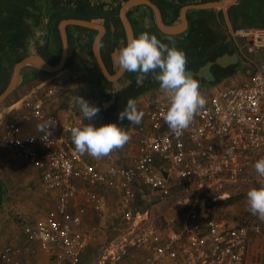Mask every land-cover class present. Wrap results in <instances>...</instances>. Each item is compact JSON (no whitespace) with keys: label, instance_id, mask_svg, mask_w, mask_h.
<instances>
[{"label":"built area","instance_id":"built-area-1","mask_svg":"<svg viewBox=\"0 0 264 264\" xmlns=\"http://www.w3.org/2000/svg\"><path fill=\"white\" fill-rule=\"evenodd\" d=\"M230 36L248 64L250 55L264 48V27L231 28ZM227 80L211 90L205 107L179 136L163 119L168 105L157 100L149 103L143 111L148 122L138 128L132 158L105 170L80 164V155L72 148L71 128L84 118L81 113H69L63 120L52 113L47 102L56 91L41 85L37 98L29 100L23 113L5 126L1 146L39 170L43 185L60 191V199L54 214L23 224L24 244L0 245V264H25L38 253H44L49 264H80L99 235L87 224L90 207L103 217L110 207L97 191L100 187L119 196L124 220L137 225L138 220H147L146 211L134 212L132 206L138 190L164 198L178 187L200 190L217 183L239 188L264 184L254 167L264 158V66L254 65L244 82ZM33 119L41 125L52 121L55 126L39 134L24 131L22 124ZM80 183L92 190L85 205L77 200ZM177 204L175 212L140 241V256L132 261L113 256L111 263L104 256L100 264H247L253 234L261 231L255 216L230 223L205 209L183 215V205Z\"/></svg>","mask_w":264,"mask_h":264},{"label":"crops","instance_id":"crops-1","mask_svg":"<svg viewBox=\"0 0 264 264\" xmlns=\"http://www.w3.org/2000/svg\"><path fill=\"white\" fill-rule=\"evenodd\" d=\"M27 1L28 0H0V19L8 15L9 9L17 8L18 6L24 7L25 2ZM130 1L137 0H92L93 5L96 7L101 5V3L105 4V9H109L111 4L115 5L118 3V6L122 4L119 6L120 21L118 22L111 24L102 18H97L93 21L88 20L105 27V32L100 40L99 51L110 76H115L120 71L121 68L117 57L120 49L126 46L127 41L129 40L127 29L121 18V9ZM149 1L150 3L142 2L138 5L131 6L126 10L134 37L138 36L141 32H148L156 35L163 43L169 44V46H175L178 40H184L193 25L198 27L202 26V29L206 32H204V36L197 41V44L189 47L190 52L196 51L198 48L201 49L202 47L219 49L223 43L227 45L231 41L230 29L235 28L231 21L230 10L232 7H237L240 4L241 5L234 10V12L239 15L237 23L242 24V26L251 24L258 27L256 25L258 22H254L252 18H248V16L249 13H252L254 10L257 11L260 7L259 4L264 2V0H237V2L231 6L213 8L204 6V8H201L200 6H203L204 4L219 1L223 2L225 0ZM33 2V5H35L33 7L27 3V5L30 6H26L27 10L32 14L41 15V17L38 21L35 18L27 17L26 22L31 26L29 29L32 30V36L28 39L27 44L25 45L26 50L20 51V54L23 55L28 52L24 57L29 55H42L48 60L57 55L58 49L55 41L56 33L52 28L54 20L51 19L53 14L52 10L54 9L53 3L52 0H33ZM154 6L160 13L162 23L169 27L180 28L178 33L166 36V32H164L160 26L158 13ZM176 6L180 7L179 12L177 13ZM184 10L186 18L185 23ZM261 10L264 12V8ZM212 16L216 19L212 20ZM174 17L178 18L175 22ZM64 20L69 19H63L57 25L60 40L61 33L59 26ZM66 30L69 37V48L68 57L66 59L67 62H65L64 67L54 73L43 72L35 66L25 67L22 70L17 89L0 104V182L3 184V190L5 191L4 201L0 205V245L7 243L14 245L24 244L25 237L22 232V224H18V218H22L24 221H31L33 219L34 222L44 217L45 214H54L60 199V191H50L43 185L41 172L39 170L27 165L17 155L7 152L1 146V136L5 126L23 113L29 100L33 101L35 100L34 98H37L35 93L41 85H44L43 87L46 86L44 90L54 89V91H56L55 95L49 97L47 108L52 113L58 115L61 119H66L69 113H74L75 115L81 113L77 103L79 96H81L101 109L98 116L92 121L96 126L117 123L121 124V126L128 131L130 140L123 147L114 149L105 157L94 158L87 153L82 154L78 151L81 165H89L98 170H105L111 166L126 164L136 151L139 139L138 128L140 125L148 122L143 111L147 108L149 103L156 100L168 105L167 95L160 88H154L155 79L149 74L142 83L137 84L138 87H143L145 89V91L135 99L137 112L142 113L141 122L139 124H134L128 120L120 121L118 115L127 105V96L119 95V93L132 85V80L125 76L127 71L115 80L109 79L104 74L94 49L95 40L101 33L99 29L68 25ZM52 35H54V40L50 38ZM49 38L50 42L48 41ZM53 42H55V44L52 46ZM61 48L62 57V40ZM230 48L231 49L224 50L225 52L222 51V56L217 58L222 59L217 68L225 67V72H228L227 70L229 67L232 68V66H236L233 70L235 73H231L218 84L213 85L211 82L204 88L201 87L200 91L206 99L215 86L224 81H228L227 79L230 78L232 80L229 81H235L236 83L244 82L253 74L254 65L264 66V63L257 62L251 57L250 64L246 63L241 59V55L236 47ZM40 49L47 50L42 53L39 52ZM181 50H183V48H181ZM187 50L183 51L186 55H189ZM263 50L264 49H261L253 54H259ZM227 55H234L236 59H231ZM24 57H22L21 60ZM48 62L51 63L50 60H48ZM57 64H59V62ZM193 64L194 63H192V65ZM84 67L88 69L87 72ZM202 72H199L202 73L199 74L202 75V77L204 74L205 76H209L211 74L210 67ZM190 76L194 79L193 75ZM40 78H42L40 81L35 82ZM17 92L19 93V96L8 105H5ZM87 123H89V121L84 119L83 123L79 126H83ZM22 128L26 132L39 134L41 132V123L34 119L28 120L22 124ZM72 148L76 149L73 142ZM80 187L79 197L77 198L78 204L85 205L87 192L92 190H90L91 187L85 183H80ZM97 191L104 198L105 202H108L109 200L110 204L107 207L111 206L112 200L108 197L109 195L111 198L115 196L109 194L110 192L108 193V191L102 187L98 188ZM137 195H140L141 199L147 196L145 192H142L141 194V191L139 190L136 191L135 196ZM116 202L120 207L119 196ZM91 213L93 215L95 214V216H100V218L103 219L102 214L96 213L93 211V208L90 207L88 214L90 219H92L90 217L92 215ZM252 239L247 257V264H252L251 257L253 258L254 256L253 250H255V248L251 245ZM261 256H264L263 252ZM256 258L257 257H255V259ZM25 264H49V262L48 257L44 253H38L37 255L26 259ZM254 264L258 263L255 262Z\"/></svg>","mask_w":264,"mask_h":264},{"label":"clouds","instance_id":"clouds-1","mask_svg":"<svg viewBox=\"0 0 264 264\" xmlns=\"http://www.w3.org/2000/svg\"><path fill=\"white\" fill-rule=\"evenodd\" d=\"M117 59L122 70L137 74V84L142 83L149 74L159 83L160 89L168 97V108L163 119L176 136L181 135L190 126L194 115L205 107L207 100L200 91L199 82L186 70L184 51L163 43L156 35L141 32L130 38L126 46L120 49ZM77 103L82 117L89 121L83 126L71 128V140L77 151L101 158L130 140L128 131L121 124L96 126L92 123L101 111L98 106L81 96ZM141 118L142 113L137 112L134 99H129L118 115L120 121L128 120L134 124H139ZM54 126L52 121H47L41 125V131ZM254 167L258 175L264 177V158L259 159ZM247 205L252 215L264 219V185L247 192Z\"/></svg>","mask_w":264,"mask_h":264},{"label":"rangeland","instance_id":"rangeland-1","mask_svg":"<svg viewBox=\"0 0 264 264\" xmlns=\"http://www.w3.org/2000/svg\"><path fill=\"white\" fill-rule=\"evenodd\" d=\"M50 38L52 40L55 39L54 35ZM50 38L48 40L49 42ZM53 44H55V42L52 43V46ZM20 55L21 54H10L7 63H14L11 67L15 66ZM250 57L257 62L264 63V50L259 54H251ZM84 69L86 72L88 71L87 68L84 67ZM42 78L35 82L40 81ZM18 96L19 93L17 92L5 105L11 103ZM261 185L239 188L227 183H217L200 190L178 187L170 196L164 198L158 194H152L145 191L147 196L142 198V200L143 209L147 212V220H144L141 223V220H138L137 225H133L124 220L123 214L121 213V207H119L116 202L118 197L111 198L109 195L108 198L112 200V203L107 210V213L104 214V220L91 213L92 215L90 217L92 219H89L87 223L88 227L91 229L95 228L96 231L99 232V235L97 241L90 244L85 251L80 264H100L104 259V256L108 257V261L106 260L108 263L113 261V256L118 257V255L122 257V261L134 260V257L141 255V249L138 247L140 241L144 240L143 238L145 235L150 233L151 230L162 225L165 218L172 214L171 212H175L174 210L178 207V202H181V205L184 207V210L182 211V214L184 213L183 215H187L192 209L207 210V208H210L209 215L214 216L217 219L226 220L230 223L242 222L245 219L254 216L248 209L247 192L252 188H258ZM229 197L233 198V202L230 204H218L219 202L229 199ZM47 215L48 214H45L44 217ZM255 218L261 227V231L259 234H253L251 245L255 250H253L254 256L253 258L251 257V261L252 264L255 262L258 264H264V256H261L262 252L264 253V219H260L258 216H255ZM26 222H33V219L31 221H24L22 218H18V224H22L23 226ZM121 249H124V251ZM255 257L257 258L255 259Z\"/></svg>","mask_w":264,"mask_h":264},{"label":"trees","instance_id":"trees-1","mask_svg":"<svg viewBox=\"0 0 264 264\" xmlns=\"http://www.w3.org/2000/svg\"><path fill=\"white\" fill-rule=\"evenodd\" d=\"M31 7L35 6L33 5V0L27 1L24 4V7L18 6L17 8L9 9L8 15L4 18L0 19V94L6 89L9 80L11 78L13 67H11L14 63H7V60L9 59L10 54H16L19 55L20 51L26 50V44L28 39L30 38L32 34V30L29 29L31 26L26 22L27 17L35 18L37 21L41 17V15L32 14L27 10V7L29 5ZM54 11L52 10L53 14L51 16V19H53V30L56 33V44L58 46L57 49V55L53 58H50L48 60L51 61L52 64H57L60 62L61 57V40L58 33V23L63 19H70V18H76V19H84V20H95L97 18H102L106 22L115 23L120 21L119 18V7H117L115 10L109 11L108 9H105V4L95 6L92 3V0H52ZM261 4V5H260ZM259 4V8L257 11H253L252 13H249L248 18L258 17L259 23L256 24L258 27H264V12H262L261 9L264 8V2H261ZM241 5V4H240ZM238 5V6H240ZM27 6V7H26ZM237 6V7H238ZM30 7V6H29ZM237 7H232L230 10V17L231 21L233 23V26L235 28L242 27V24L237 23L239 15L238 13L234 12ZM38 9V8H36ZM180 7L176 6V13L179 12ZM39 11V10H37ZM223 16V15H221ZM178 17V15H177ZM177 17H174V22L178 19ZM213 17V16H212ZM212 20H215L216 18H211ZM248 27H255L251 24H246ZM245 26V25H243ZM79 28V27H77ZM204 31L202 29V26H195L193 25L191 27V30L189 33L185 36L184 40H178L175 47L178 49L183 48V50H187V53L189 54V61L194 62L193 69L195 70L197 67L203 65L201 63H198L201 56L204 53H207L209 56L206 57L204 62H214L217 58L222 56L224 50L231 49V44L225 45L223 43L219 49H210L207 47H202L201 49H196V51L190 52L189 47L191 45L197 44V41L201 39L204 36ZM43 50V51H42ZM47 49H40L39 52L44 53ZM223 51V52H222ZM231 51V50H230ZM229 51V52H230ZM214 52V53H213ZM222 52V53H221ZM28 52L24 53L18 58V61L21 60L22 57L26 56ZM221 53V54H220ZM46 56V55H45ZM17 61V62H18ZM188 63V62H187ZM219 66H216V68ZM236 66H232V68H229L227 74H223V77L221 79H218L215 82H212V84H218L222 79L228 77L231 73H235L233 71ZM125 76L132 80V85L128 87L127 89H124L119 93V95H125L127 96V102L129 99H136L138 95L143 93L145 89L143 87H138L137 85V74L136 73H130L126 72ZM149 192V191H146ZM4 195L5 191L3 190V184L0 182V205L4 201ZM231 202H233V198L229 197V199L219 202L218 204L222 205H228ZM132 206L134 207V212L143 211V201L140 197V195H137L132 200ZM207 211H210V208H207Z\"/></svg>","mask_w":264,"mask_h":264},{"label":"water","instance_id":"water-1","mask_svg":"<svg viewBox=\"0 0 264 264\" xmlns=\"http://www.w3.org/2000/svg\"><path fill=\"white\" fill-rule=\"evenodd\" d=\"M142 2H147L150 3L149 0H137V1H130L127 2L123 8L121 9V18L124 22V25L127 29V33H128V37L133 38V31L131 28V24L128 20L127 14H126V10L127 8L134 6V5H138L139 3ZM237 2V0H225L223 2L219 1V2H214V3H209V4H204L203 6H200L201 8L205 7H224V6H231L234 5ZM155 7V6H154ZM156 12L158 13V19H159V23L160 26L162 28V30L164 32H166V36L172 35V34H176L179 32L180 28L177 27H169L166 26L162 23L161 18H160V13L158 11V9L155 7ZM185 10H184V23H185ZM68 25H76V26H81V27H91V28H97L100 30V34L99 36L96 38L95 43H94V49H95V53L99 59L100 62V67L102 69V71L104 72V74L112 80L117 79L119 76L123 75L126 71L120 69V71L118 72L117 75L115 76H110L107 68L100 56V51H99V45H100V40L102 38V35L105 32V27L101 26V25H97V23L92 22V21H88V20H82V19H69V20H64L59 28H60V33H61V40H62V44H63V53H62V57H61V62H59V64L57 65H52L50 62H48V60H46L42 55H29L27 57H24L21 61H18L14 68H13V72L11 75V78L9 80V83L6 87V89L0 94V104L3 103L18 87L19 81H20V77H21V73L22 70L25 67H36L39 70L43 71V72H51L54 73L56 71H59L62 67H64V64L68 57V48H69V37H68V33H67V26ZM231 37V36H230ZM229 58L231 59H236L235 56H229L227 55ZM222 61V59H218L216 61L217 64H220V62ZM208 67H211V65H208L205 69H202V71H206ZM203 73V72H202ZM202 73H196V72H192L191 75L195 76V75H199ZM115 98V96H114Z\"/></svg>","mask_w":264,"mask_h":264},{"label":"flooded vegetation","instance_id":"flooded-vegetation-1","mask_svg":"<svg viewBox=\"0 0 264 264\" xmlns=\"http://www.w3.org/2000/svg\"><path fill=\"white\" fill-rule=\"evenodd\" d=\"M122 4H120L119 6H121ZM118 6V3L117 4H115V5H113V4H111V6L109 7V11H112V10H115L117 7H119ZM120 10V9H119ZM252 20L255 22H258L259 23V21H258V17H253L252 18ZM31 37V36H30ZM33 38V37H32ZM71 39H72V37H71ZM94 41V40H93ZM228 44H231V47H233V48H235L236 46H235V42H234V40L231 38V41L228 43ZM235 46V47H234ZM207 56H209L207 53H204L202 56H201V58H200V60H199V62L198 63H201V64H203V65H201V66H199V67H197L195 70L193 69V65H192V63H194L195 61H193V62H191V61H189V56L188 55H186V57H187V65H186V70H187V72L190 74L191 72H196V73H198V72H202V69H205L208 65H211V67H210V70H211V74L209 75V76H205V74L203 75V77H202V75H195L194 76V79L195 80H197L198 82H199V85H200V88L201 87H205L208 83L210 84L211 82H215V81H217L218 79H221L222 77H223V74H225V73H227V72H225V70L226 69H224V68H216V66H218V65H220V64H217L216 63V61L218 60V59H216L214 62H210V63H208V62H204V60L206 59V57ZM221 59V58H220ZM192 65V66H191ZM229 68H231V67H229ZM229 70V69H228ZM227 70V71H228ZM204 73V72H203ZM191 75V74H190ZM155 85H154V88L156 87H158V88H160L159 87V83L157 82V81H155V83H154Z\"/></svg>","mask_w":264,"mask_h":264}]
</instances>
